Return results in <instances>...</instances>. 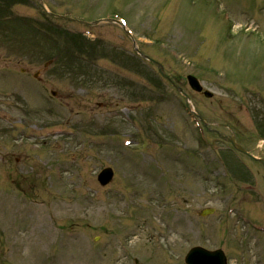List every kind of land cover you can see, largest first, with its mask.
Instances as JSON below:
<instances>
[{"label": "rangeland", "instance_id": "374dc122", "mask_svg": "<svg viewBox=\"0 0 264 264\" xmlns=\"http://www.w3.org/2000/svg\"><path fill=\"white\" fill-rule=\"evenodd\" d=\"M43 2L125 17L212 130L118 24L0 0V264H264V0Z\"/></svg>", "mask_w": 264, "mask_h": 264}, {"label": "water", "instance_id": "95a60500", "mask_svg": "<svg viewBox=\"0 0 264 264\" xmlns=\"http://www.w3.org/2000/svg\"><path fill=\"white\" fill-rule=\"evenodd\" d=\"M159 66V70L161 72L162 75H165L162 67L158 64ZM189 79V83L190 85L195 88V89H199V86L197 85V81L191 77L188 76ZM206 95H210L209 92L205 91ZM232 141V139H231ZM233 142V141H232ZM237 146V145H236ZM237 148H239L240 150H242L239 146H237ZM243 152H245L244 150H242ZM111 176V171L109 168H105L101 171V173L99 174V180L102 184L106 183ZM212 210H203V214L204 213H209ZM185 262L187 264H226L225 261V256L222 252V250L220 249H216V250H208L205 249L203 247L200 246H194L192 247L185 255Z\"/></svg>", "mask_w": 264, "mask_h": 264}]
</instances>
